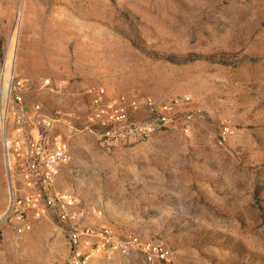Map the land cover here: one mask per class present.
I'll use <instances>...</instances> for the list:
<instances>
[{"label":"rangeland","instance_id":"obj_1","mask_svg":"<svg viewBox=\"0 0 264 264\" xmlns=\"http://www.w3.org/2000/svg\"><path fill=\"white\" fill-rule=\"evenodd\" d=\"M17 78L26 108L72 113L56 124L70 155L57 188L172 248L178 264H264V0H0V216L2 139L17 104L7 86ZM95 86L188 97V129L103 148L81 131ZM222 125L232 135L218 145ZM65 255L52 221L20 236L0 221V264H63Z\"/></svg>","mask_w":264,"mask_h":264},{"label":"built area","instance_id":"obj_2","mask_svg":"<svg viewBox=\"0 0 264 264\" xmlns=\"http://www.w3.org/2000/svg\"><path fill=\"white\" fill-rule=\"evenodd\" d=\"M23 89L24 81L19 78L11 79L7 86L17 104L12 137L2 139L9 199L0 221H8L19 236L36 221L55 223L66 247L63 264H90L114 254L124 258L137 254L142 264H178L172 248L138 233L121 231L104 220L96 203L54 185L60 168L70 160L67 142L55 132L56 124L69 120L72 113L48 117L38 104L26 108L20 103ZM187 101L188 97L178 95L154 99L133 92L108 93L95 86L81 131L106 149L146 141L178 125L185 126L186 132L190 120ZM140 113L144 117H138ZM231 135V127L222 125L217 144L222 145Z\"/></svg>","mask_w":264,"mask_h":264},{"label":"crops","instance_id":"obj_3","mask_svg":"<svg viewBox=\"0 0 264 264\" xmlns=\"http://www.w3.org/2000/svg\"><path fill=\"white\" fill-rule=\"evenodd\" d=\"M119 262H121V264H142L137 254H131L128 258L114 254L110 259H101L96 264H117Z\"/></svg>","mask_w":264,"mask_h":264},{"label":"bare ground","instance_id":"obj_4","mask_svg":"<svg viewBox=\"0 0 264 264\" xmlns=\"http://www.w3.org/2000/svg\"><path fill=\"white\" fill-rule=\"evenodd\" d=\"M4 86H5V85H4ZM4 86H2V94H1L2 97L5 96V94H6V93H5L6 91H5V89H4ZM1 116H2V111H1V108H0V118H2Z\"/></svg>","mask_w":264,"mask_h":264}]
</instances>
